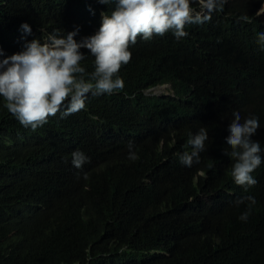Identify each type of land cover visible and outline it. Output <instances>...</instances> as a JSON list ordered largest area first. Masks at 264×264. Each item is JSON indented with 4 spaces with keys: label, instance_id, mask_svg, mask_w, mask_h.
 Segmentation results:
<instances>
[{
    "label": "trees",
    "instance_id": "1",
    "mask_svg": "<svg viewBox=\"0 0 264 264\" xmlns=\"http://www.w3.org/2000/svg\"><path fill=\"white\" fill-rule=\"evenodd\" d=\"M263 5L227 0L210 21L186 25L180 40L171 32L138 36L118 72L122 90L89 96L84 110L66 118L61 108L35 131L0 98V264H264V162L245 190L223 144L238 112L242 122L259 118L252 139L264 148V51L256 44ZM114 7L0 0V50L12 55L26 41L77 26L79 41ZM24 22L31 35L19 31ZM81 63L94 71V57ZM165 85L169 95L149 93ZM201 127L206 150L185 167L177 154L191 152L189 134ZM77 150L89 158L80 169L71 164ZM247 196L255 204L234 203Z\"/></svg>",
    "mask_w": 264,
    "mask_h": 264
},
{
    "label": "clouds",
    "instance_id": "2",
    "mask_svg": "<svg viewBox=\"0 0 264 264\" xmlns=\"http://www.w3.org/2000/svg\"><path fill=\"white\" fill-rule=\"evenodd\" d=\"M98 2L115 7L110 14L101 13L100 27L93 35L78 41L75 39L80 31L77 26L64 35L57 30L45 39L26 41L22 49L12 55L5 56L0 50V57H3L0 59V98L22 127L35 131L47 124L48 118L55 116L61 108L64 109L61 118H66L84 110L89 96L112 95L122 90L124 80L118 72L131 60L129 46L136 44L138 36L148 41L171 32L177 40L185 38L188 36L186 25L210 21L214 12L223 10L227 0ZM197 4L198 8L194 6ZM19 31L28 36L32 34V27L24 22ZM256 44L264 51V32L257 33ZM81 49H87L88 54ZM89 55L94 57V71L86 73L81 62ZM259 128L258 117L253 115L242 122L241 115L233 112L232 121L226 128L227 137L223 140L234 160L231 176L245 190L257 183L252 173L264 162V148L252 139ZM207 133L206 128L201 127L196 133L189 134L191 152L177 154L183 166L191 167L199 162L200 153L206 150L205 144L209 141ZM126 147L128 159H137L134 144L130 141ZM88 159L82 151L71 153V164L77 169ZM245 201L249 205L255 204L253 196L241 197L234 203L239 206ZM250 215L249 207L238 219L247 222Z\"/></svg>",
    "mask_w": 264,
    "mask_h": 264
},
{
    "label": "rangeland",
    "instance_id": "3",
    "mask_svg": "<svg viewBox=\"0 0 264 264\" xmlns=\"http://www.w3.org/2000/svg\"><path fill=\"white\" fill-rule=\"evenodd\" d=\"M170 92H171L170 86H163V87L155 88L151 90L149 93L161 96V95H169Z\"/></svg>",
    "mask_w": 264,
    "mask_h": 264
},
{
    "label": "water",
    "instance_id": "4",
    "mask_svg": "<svg viewBox=\"0 0 264 264\" xmlns=\"http://www.w3.org/2000/svg\"><path fill=\"white\" fill-rule=\"evenodd\" d=\"M264 11V8H262V10L260 11V13H262Z\"/></svg>",
    "mask_w": 264,
    "mask_h": 264
}]
</instances>
